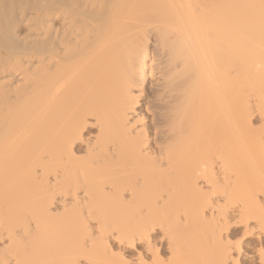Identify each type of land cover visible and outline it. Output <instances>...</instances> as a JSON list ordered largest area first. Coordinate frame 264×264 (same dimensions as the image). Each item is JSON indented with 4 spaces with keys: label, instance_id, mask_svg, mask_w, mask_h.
Segmentation results:
<instances>
[{
    "label": "bare ground",
    "instance_id": "obj_1",
    "mask_svg": "<svg viewBox=\"0 0 264 264\" xmlns=\"http://www.w3.org/2000/svg\"><path fill=\"white\" fill-rule=\"evenodd\" d=\"M0 264H264V0H0Z\"/></svg>",
    "mask_w": 264,
    "mask_h": 264
},
{
    "label": "rangeland",
    "instance_id": "obj_2",
    "mask_svg": "<svg viewBox=\"0 0 264 264\" xmlns=\"http://www.w3.org/2000/svg\"><path fill=\"white\" fill-rule=\"evenodd\" d=\"M153 40H154V39H153ZM151 46H152L153 48H152ZM149 47H151V48H150L151 51L154 50V46H153V44L150 43V44H149ZM152 49H153V50H152ZM148 87H149V88H148V92H149V94H151V91H150V85H148ZM150 96H151V95H150ZM143 111L145 112V107H144V110H143ZM257 126H258V125H257ZM140 247H141V246L138 245V248H139V249H140ZM133 249H134V248H133ZM133 249L126 250V251H125V254H126L127 256H130V255L132 256L133 253H136V252H137L136 249H135V250H133Z\"/></svg>",
    "mask_w": 264,
    "mask_h": 264
}]
</instances>
